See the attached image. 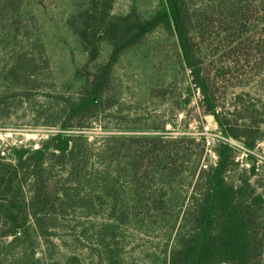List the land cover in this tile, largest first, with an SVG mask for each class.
<instances>
[{
	"label": "rangeland",
	"instance_id": "obj_1",
	"mask_svg": "<svg viewBox=\"0 0 264 264\" xmlns=\"http://www.w3.org/2000/svg\"><path fill=\"white\" fill-rule=\"evenodd\" d=\"M91 1L26 0L0 14V153L9 161L16 148L38 150L60 132L55 125L64 119L61 98L78 97L88 73L107 62L111 47L106 42L90 62L78 36L79 16ZM231 1L181 0L191 19V44L200 49L203 65L217 71L225 62L213 65L216 52L220 56L239 42L247 47L264 42V0H235L245 7L238 15L229 9ZM159 9L171 12L168 0H114L111 14L136 12L149 19ZM17 55L32 60L36 80L8 71ZM242 65L245 70L240 67L238 74L225 65L233 69L219 80V103L233 102L248 88L254 101L264 103L263 67ZM201 98L173 19L171 30L159 27L123 53L99 111L85 120V130L68 132L87 143L79 176L70 175L69 164L52 161L44 180L51 194L45 201L58 211L45 223L51 236L37 238L34 245L41 264H169L177 234L191 229L183 219L198 170L216 167L221 144L233 148L239 160L228 181L237 186L255 163L257 174L249 181L256 194L264 193V143L250 151L226 137L215 118L203 114ZM154 147L157 157H146ZM175 154L176 162L166 160ZM166 164L168 172L162 173ZM256 230L264 235V203Z\"/></svg>",
	"mask_w": 264,
	"mask_h": 264
},
{
	"label": "trees",
	"instance_id": "obj_2",
	"mask_svg": "<svg viewBox=\"0 0 264 264\" xmlns=\"http://www.w3.org/2000/svg\"><path fill=\"white\" fill-rule=\"evenodd\" d=\"M22 1L26 0H0V14L15 9V2ZM168 2L171 12L159 9L149 19L136 12L113 16L114 0H92L84 14L79 16L82 29L78 36L88 60L93 62L98 58L99 46L103 42L111 47L110 55L107 62L88 73L78 97L61 98L64 101V119L55 125L59 133L52 135L38 150L26 146L16 148L11 161L0 153V264H41L34 245L37 238L51 236L45 223L58 211L54 203L45 201L51 197L50 192L44 189V180L52 173V161L60 165L69 164L70 175L79 176L83 166L80 161L85 160L87 143L81 135L68 132L85 130V120L99 111L110 88L114 66L123 53L139 45L159 27L171 30L172 19L184 58L202 90L200 107L203 114L213 116L226 137L250 151L264 143V119H260L261 113L264 117L262 100L254 101L248 88L249 91L243 90L236 95L233 102L223 101L221 106L218 87L219 80L223 82L233 68L237 74L240 67L245 70L246 65L241 66V63L253 64L255 68L261 65L264 69V42L257 47H247L243 42L225 47L220 56V51L215 53L217 60L213 65L216 67V61L220 60L233 68L222 64L221 69L217 67L218 71L210 69L200 61V49L191 44L187 28L191 19L183 10L181 0ZM238 6L235 0L228 4L230 10L238 11L237 15L245 8ZM35 42L40 47L39 57L46 66L40 40L37 38ZM33 64L27 56L17 55L8 71L17 78L33 82L36 80ZM158 151V147H154L145 156L157 157ZM215 152L219 158L216 167L198 170L192 205L183 219H187L191 229L187 234H177V244L172 249L169 264H253L257 260L264 264V235L256 230L258 207L264 203V193L256 194L249 181L250 175L256 176L258 167L254 163L246 170L247 177L234 186L227 176L232 166H239L238 155L225 144ZM166 160L176 162L177 154L166 156ZM167 167L166 164L161 172L167 173Z\"/></svg>",
	"mask_w": 264,
	"mask_h": 264
},
{
	"label": "built area",
	"instance_id": "obj_3",
	"mask_svg": "<svg viewBox=\"0 0 264 264\" xmlns=\"http://www.w3.org/2000/svg\"><path fill=\"white\" fill-rule=\"evenodd\" d=\"M1 155H2V156H5V155H6V153H5V152H2V153H1Z\"/></svg>",
	"mask_w": 264,
	"mask_h": 264
}]
</instances>
